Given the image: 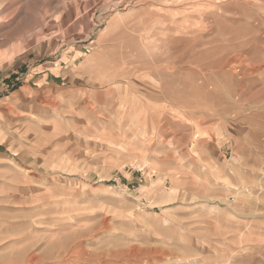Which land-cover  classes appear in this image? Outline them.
I'll return each mask as SVG.
<instances>
[{"label": "rangeland", "instance_id": "1", "mask_svg": "<svg viewBox=\"0 0 264 264\" xmlns=\"http://www.w3.org/2000/svg\"><path fill=\"white\" fill-rule=\"evenodd\" d=\"M0 14V264H264V0Z\"/></svg>", "mask_w": 264, "mask_h": 264}, {"label": "bare ground", "instance_id": "2", "mask_svg": "<svg viewBox=\"0 0 264 264\" xmlns=\"http://www.w3.org/2000/svg\"><path fill=\"white\" fill-rule=\"evenodd\" d=\"M6 7V6H5ZM17 10H19V9H17ZM3 11V10H2ZM2 13V12H1ZM3 14V13H2ZM1 15V14H0ZM249 68H250V66H249ZM261 73V72H260ZM263 74V73H262ZM239 94V93H238ZM101 97V96H100ZM239 104V103H238ZM245 104V103H244ZM89 107V106H88ZM89 116V115H88ZM81 248V247H80ZM79 249V245L77 244V245H74L73 246V248L72 249H70V251H69V255L70 256H76L77 254H80V251L78 250ZM82 250V249H81ZM79 252V253H78ZM59 254V253H58ZM55 257V256H54ZM65 259V258H64ZM73 260V259H72ZM61 261H59V263H60ZM51 263V262H50ZM52 264V263H51Z\"/></svg>", "mask_w": 264, "mask_h": 264}]
</instances>
